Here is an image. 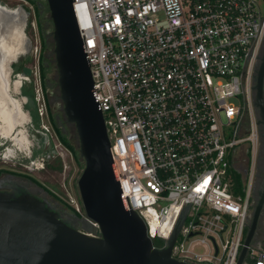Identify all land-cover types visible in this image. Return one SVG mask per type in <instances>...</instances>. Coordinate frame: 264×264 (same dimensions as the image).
I'll list each match as a JSON object with an SVG mask.
<instances>
[{"label": "built area", "instance_id": "1", "mask_svg": "<svg viewBox=\"0 0 264 264\" xmlns=\"http://www.w3.org/2000/svg\"><path fill=\"white\" fill-rule=\"evenodd\" d=\"M72 8L125 206L163 244L184 213L174 258L236 264L251 169L243 195L228 170L242 146L251 155L256 147L251 74L264 0H72ZM34 100L45 102L40 89ZM84 223L98 234L96 222ZM254 255L251 264H264V252Z\"/></svg>", "mask_w": 264, "mask_h": 264}, {"label": "water", "instance_id": "2", "mask_svg": "<svg viewBox=\"0 0 264 264\" xmlns=\"http://www.w3.org/2000/svg\"><path fill=\"white\" fill-rule=\"evenodd\" d=\"M44 1L61 110L74 127L82 159L76 188L84 217L77 218L96 222L98 234L69 226L32 194L13 196L0 191V264H192L171 254L184 213L170 237L157 247L143 219L125 206L72 0ZM18 8L23 12L22 31L30 7L22 4ZM16 12L6 14L13 19ZM26 43L29 48L28 38ZM22 72L29 74L30 68L23 67ZM257 212L258 208L245 230L236 264H245Z\"/></svg>", "mask_w": 264, "mask_h": 264}, {"label": "rangeland", "instance_id": "3", "mask_svg": "<svg viewBox=\"0 0 264 264\" xmlns=\"http://www.w3.org/2000/svg\"><path fill=\"white\" fill-rule=\"evenodd\" d=\"M33 1L39 4L40 7L42 6L43 0ZM0 4L9 9H14L22 4L30 7V14L24 27L25 36L30 42L28 52L20 55L17 54V56L11 57L10 60L6 57L7 62H5V60L3 62L8 82L9 95L20 102V108L22 106L21 110L26 114V119L22 120L19 117H16L11 111L7 110V112H9L7 117L11 120L12 125L7 132V136L9 137L0 138V161L3 160V153L7 154L6 152L9 151L10 155H7L5 159L7 162L4 164L12 173L21 175L22 173L29 174L35 181H37L35 183H38V185L51 191L52 194L48 192L47 198L56 200L59 204L63 202L74 209L78 208L82 213L83 210L79 202L76 188V180L82 169V159L78 155V145L74 127L71 123L65 121L61 110L62 104L56 87V72L54 66L45 71L46 86L43 87L41 84L38 64L39 54L41 52V40L40 31L35 20L34 6L28 0H0ZM28 19H30L29 26L27 25ZM10 40L12 44L16 41V39H13L12 37ZM46 52L47 51L45 50L44 53ZM26 57L27 59L23 62V66L29 67L31 72L29 78L24 82V85H31L33 97L35 95V89H40L43 96L46 94L50 102L49 106L46 102L40 101L36 103L35 101V109H32L31 106L27 105L28 97L23 95L21 90L19 91L18 87L14 85V81L18 79L17 73L19 72L18 67L16 68L14 63L18 64V62L20 63ZM37 107L41 108L42 114L38 112ZM49 110L52 116L56 115L58 128L61 129V132L76 149V157L73 156V154L59 141L57 134L49 121ZM37 118L40 121L38 130L32 126L33 120ZM16 125L20 126L15 127ZM43 127H46L48 131L46 130V132L42 130ZM47 138L51 139L53 142V154L49 157L43 156V167L36 169L33 161H38L39 163L42 162V160H40V157L32 160V151L41 147V145L42 148H44L47 143ZM19 140L20 142L26 140L27 142H25V145L22 147ZM57 159L61 163L59 169L47 168V165L56 166ZM1 164H3V162H0V165ZM59 199L62 202H60ZM83 228L87 229V225L84 222L79 225V229ZM196 248L200 251L202 250L200 245L196 246Z\"/></svg>", "mask_w": 264, "mask_h": 264}, {"label": "flooded vegetation", "instance_id": "4", "mask_svg": "<svg viewBox=\"0 0 264 264\" xmlns=\"http://www.w3.org/2000/svg\"><path fill=\"white\" fill-rule=\"evenodd\" d=\"M0 6L5 9L3 10V20L2 18L0 19V138H8L7 132L12 122L9 117H7L9 115L7 110L11 111L16 117L22 120L26 119V114L22 112L20 102L9 95L3 62L4 60L7 62V59L10 60L11 57H15L17 54L27 53L28 46L24 27L21 31L23 24H19L18 22L10 23L9 20L11 18L6 14V12H10L9 10H15V8L19 6L14 9L6 8L1 4ZM11 37L16 39L13 44V49L10 45L12 44L10 40ZM23 67L26 66H22V68ZM22 68L17 73L18 79L14 81V85L18 87L19 91L30 74H24ZM251 106L253 122L256 129L255 151L254 154L251 155L248 146H242L231 161L230 169L233 173V185L241 192H244L247 188L248 175L251 169L250 184L248 187L249 210L246 228L252 222L257 208L258 212L255 229L249 246L252 254L249 255L248 252L246 258L253 260L255 258L254 253L264 252V35L253 59L251 74ZM53 117L56 121V115ZM17 126L20 125H16L15 127ZM245 126L247 128V121ZM6 153L7 154L3 153V160L0 161L3 162V164L0 165V191L9 192L13 196L22 193L32 194L43 200L46 206H48L50 210L56 212L59 218L66 224L79 229V225H81L82 222L77 218L78 215H76L69 206L64 203L59 204L56 200L47 198L48 192L41 185H38L21 174L9 172L8 167H6L4 163L7 162L5 160L7 155L9 156L10 154L9 151ZM236 178L239 182L236 181ZM245 264L251 263L245 261Z\"/></svg>", "mask_w": 264, "mask_h": 264}, {"label": "trees", "instance_id": "5", "mask_svg": "<svg viewBox=\"0 0 264 264\" xmlns=\"http://www.w3.org/2000/svg\"><path fill=\"white\" fill-rule=\"evenodd\" d=\"M28 1L31 4H33V6H34L35 20H36L37 27H38V29L40 31L41 52L39 54L38 64H39V70H40L41 84H42L43 87H45L46 86L45 71L54 66V58H53V53L51 51L52 42L50 41L51 38H50V34L48 33L49 29H50V19L48 17V11H47V7H46V4H45L44 0H43V3H42L41 7L39 6V4H37L33 0H28ZM29 22H30V19H28V24H27L28 26H29ZM45 50L47 51L46 53H44ZM26 59H27V57L25 59H23V61H21L20 63L18 62V64L14 63L15 67L16 68L18 67L19 71L22 68L23 62L26 61ZM54 68H55V66H54ZM21 93L28 97L27 105L31 106L32 109H35V100H34V97H33V91H32L31 85H29V86L22 85ZM45 102L49 106V101H48V98H47L46 94H45ZM48 114H49V121H50L54 131L56 132L59 141L73 154V156L76 157L77 156V151L74 148L73 144L61 132V129L58 128L57 123L54 120V117L50 113V110L48 111ZM39 124H40V121H39L38 118L33 120V122H32V126L36 130H38ZM25 142H27V141L23 140L22 142H20V140H19V143L22 144V147L25 145ZM47 154H49L50 156L53 154V142L49 138H47V143L45 144L44 148H42V145H41V147L36 148L35 150L32 151L31 158L33 160L36 157H41V156H44V155H47ZM56 163H57L56 166H51V165H47L46 164L47 168L59 169L61 163H60V161L58 159L56 160ZM228 171H229V173H231L232 179H233V173H232L231 169L229 168ZM9 172H11V171L9 170ZM22 176L28 178L29 180H31L33 182H37L29 174L22 173ZM236 181L239 182L237 178H236ZM43 188L47 192L52 194L50 190H48L45 187H43ZM233 193L236 194V195H243V192L238 191L236 189V187H234V186H233ZM59 201L62 202L60 199H59ZM70 208H71L72 211L75 210L72 207H70ZM153 244H154V246L160 247V246L163 245V241L161 239H159V238H154L153 239ZM245 261H247V263H252V259H250V258H246Z\"/></svg>", "mask_w": 264, "mask_h": 264}, {"label": "bare ground", "instance_id": "6", "mask_svg": "<svg viewBox=\"0 0 264 264\" xmlns=\"http://www.w3.org/2000/svg\"><path fill=\"white\" fill-rule=\"evenodd\" d=\"M3 10H5L2 6H0V19L2 18V20H3ZM18 12H16V9L15 10H9V11H15L16 12V15L14 16V18L13 19H10L9 21H10V23H12V22H18L19 24H23V19H22V16H23V12L18 8ZM5 21H7V20H5ZM11 28H13V27H11ZM11 45V48L13 49V44H10Z\"/></svg>", "mask_w": 264, "mask_h": 264}]
</instances>
